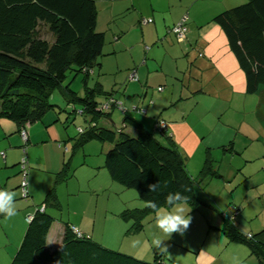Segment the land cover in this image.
<instances>
[{
	"label": "trees",
	"instance_id": "1",
	"mask_svg": "<svg viewBox=\"0 0 264 264\" xmlns=\"http://www.w3.org/2000/svg\"><path fill=\"white\" fill-rule=\"evenodd\" d=\"M211 21L224 32L244 73L246 94L259 95L257 114L264 119V0H246L215 14ZM96 22L95 0H0V118L14 121L20 134L26 124L41 121L53 107L49 97L62 87L67 73L81 72V96L65 87V99L74 105V112L78 109L86 119V125L77 129L73 149H80L90 140L107 143L103 167L113 181L135 190L144 203L155 201L159 208L167 206L166 195L181 192L186 202L195 205L192 178L165 127L160 130L168 142L158 140L127 110L118 130L100 124L101 120L109 121L111 110L118 106L112 100L113 91L104 90L98 82L88 84L90 69L99 64L105 44V35L96 31ZM42 27L47 35H42ZM160 121L156 119L155 123ZM22 142L25 151L27 140ZM23 159L24 163L18 162L22 173L19 187H24L25 197H29L25 182L27 161ZM200 173L202 177L219 175L208 153ZM72 174L65 168L56 173L54 185L28 215L25 232L9 264H174L166 261L162 251H156L148 261L107 247L89 235L76 233L68 223L64 224L60 244L50 248L47 234L54 219L43 205L59 208L55 187ZM157 182L160 189L149 192L147 185ZM147 212L154 213L146 206L124 209L120 216L132 221L127 232H139L141 218ZM222 216L224 225L220 229L226 237L246 243L258 264H264L261 232L243 233L233 220Z\"/></svg>",
	"mask_w": 264,
	"mask_h": 264
},
{
	"label": "crops",
	"instance_id": "2",
	"mask_svg": "<svg viewBox=\"0 0 264 264\" xmlns=\"http://www.w3.org/2000/svg\"><path fill=\"white\" fill-rule=\"evenodd\" d=\"M215 1V4L211 3L210 5L202 7L199 17L192 16L190 18L185 13H188L190 4L193 5L196 0L193 2H191V0H149L148 5L150 6L152 21L144 22V19L150 17H143L138 20V23L144 26L141 31L143 42L145 45H148V47H146V50L148 49L147 55H150L152 58L140 63L139 58L135 60L132 46V48H128L130 57L132 58L131 61L121 63L122 61H119L118 55L117 58L112 56L115 54V50H113L110 52L111 57L109 59L105 58L104 60V58H102L98 65L95 64L92 66L89 75L93 76L95 82H98L104 90L113 83V87H111L110 90L113 91V96L118 102V107L111 110L109 121L112 125L118 123L121 115L123 119V112L127 110L129 115L142 123L158 140L168 142L170 138V142L178 151L182 150L184 153L188 154L191 146L195 147L196 152L197 150L203 151L201 147L202 144L206 142L205 155H207L206 153H209L212 148L222 149L230 154H234V151H236L234 150L236 144L235 142L233 143V140H229V130H231V128L227 127L232 122L228 119L223 120V116L225 114L238 115L241 112L246 113L248 111V113L252 115V119L249 121L251 124L247 125L249 130L245 128V133H248L250 135L249 137H254L253 140L258 141V143L259 141L264 143V119H261L257 114L259 95L246 94L244 73L240 69L234 54L228 46L224 32L216 23L211 21L217 11L233 3H240L242 0ZM155 2H157L159 6H155ZM161 4H163V7ZM186 7L188 10L184 12L183 9ZM139 9L140 15L148 10H142V7H139ZM145 15H148V12L145 13ZM184 18H186L185 24L187 33L186 38L180 41L170 28ZM188 22L190 23L189 25ZM145 25L151 28L149 29L151 33L153 32V38L150 40H147L145 37L144 30L147 28ZM138 41L137 43H139ZM158 41L160 43H157ZM121 43L122 47H118V49L124 48L123 46H125V43L122 42V39ZM154 44L158 46H152ZM199 53H201V55H199ZM106 54L107 53H103L104 56ZM112 60L113 62L115 61V65L111 67L110 62H112ZM130 69H134L136 72L137 78L135 80H130L128 78V71ZM178 81H180V84ZM162 85L163 89L159 90L158 87ZM115 92L116 95L120 93V99L116 98ZM209 113H212L211 120L213 122V127L210 128L204 123L200 125V121H203L205 116ZM217 114L220 115V119L216 118ZM156 119L165 123L164 127L168 132L167 135L169 138L161 132L160 127L163 124L161 121L159 124L155 123ZM43 120V123L48 122L45 117H43ZM105 121L108 122V120ZM245 122L246 118L243 116L240 123L235 126L236 135L242 131ZM42 126L43 125L38 124V121L28 123L24 126L27 134L26 143L29 145L28 151H30V148L34 146L35 143L37 144L40 142L39 138L45 139L46 134L49 136L47 131L43 129L44 126ZM17 129L18 126L14 121L0 118V151H3V155L0 154V169L16 165L13 161L12 164L8 166L6 159L11 158L12 151L19 145L18 136L13 135L18 132ZM126 130L129 132L131 127L126 128ZM48 131L49 133L51 132L50 129H48ZM11 135L13 136L10 137L8 141L2 142L5 137ZM205 137L207 140H203ZM49 139L51 140L50 137ZM235 139L236 136L234 137V140ZM43 141L45 142L46 140ZM86 143L83 144L82 148H86L88 145V143ZM3 144L4 147L2 149ZM103 145H105L106 148L109 146L105 143H103ZM20 147L23 150V142L20 144ZM56 148L60 151L61 145L58 144ZM254 148L258 151L255 157L258 156L261 160L262 158L264 159V151L263 153L262 151L260 152L261 145L257 144ZM76 151L73 152V154L76 153ZM28 165H39L41 167L40 164L32 163L29 157ZM29 168V170L37 169L33 167ZM12 171V175L7 174L4 178L5 181L1 184L2 186L0 185V190L14 191L16 195L14 200L20 198L25 199V204H23V201L16 203L17 226L21 229L27 225L28 215H31L38 206V203L36 204V202H34L35 198L37 199V197L43 195L44 192H47L49 189L47 190L48 186H40L36 187L37 190L35 192L36 188H31V190H28L29 197H25L22 188L19 187L20 182H18V177L14 174L15 169L4 170L3 172ZM258 171L259 173L257 174L255 183L249 186V189L254 188L253 191H243L245 192V199L250 197L248 201L249 207L245 208L244 201L235 198L234 191L236 187L232 185H223V190H220L221 194L229 187L232 189L229 193L230 195L227 194L228 192H225L228 202L224 205H220L219 209L225 208L223 211L229 213H226V215H234L233 223L241 232L251 234L261 232L259 238L264 241V165L260 166ZM1 174L0 183L3 179V173ZM104 174L105 176H109L106 175V172H104ZM250 175L251 174H248V176ZM106 178L112 180L110 176L105 177L107 181ZM222 178L223 182H225L226 176L222 175ZM71 179L67 178L65 181L59 182L55 187L59 208L51 205H43L45 210L50 213L54 219L47 234V244L50 248H54L60 244L64 224L68 223L70 226L77 228L80 232L89 235L91 238L107 247L122 250L138 258L147 259V257H150L149 255L154 254L156 251H162L155 246H152V248L142 247L145 242L148 245L149 243L151 244L153 239H114L113 233H115V228L110 227V224H108L107 227L105 225L108 221V209L106 208L102 216H100L97 204L93 203L91 196L90 198H80L82 194L83 196H88L89 194L86 193L85 186L82 184L83 181L70 183ZM19 193L21 194L20 196ZM194 194L196 198L195 205L191 206L190 203L187 202L189 204L188 207L191 206L192 209H197L202 203L205 204V201L208 202L207 205L211 207L212 201L209 195L204 194L203 200L195 191ZM213 199V201L218 204L217 199ZM42 201L39 204H41ZM185 202L186 201L181 203ZM140 205L141 206H127L126 209L141 208L142 204ZM235 209L238 211V213H235L236 215L232 213ZM247 210H249V212H247ZM57 212L59 213L56 214ZM221 213L223 214L225 212ZM237 215H244V217L239 218L240 216L238 217ZM207 220H209L208 222L211 228L216 229L218 232L221 231V233H217V231L216 233H212L217 234V236L213 239H209L208 242L205 239V241L196 248V253L193 252V264H258L257 258L250 253L246 243L233 241L226 237L224 231L220 229L224 225V220L223 225L218 224L219 219H214L209 216V214ZM125 221L129 220L125 219ZM105 231H107V233ZM126 234L136 235L140 234V231L135 233L127 232ZM134 241H140L141 245L133 247ZM193 247H195V245H193ZM201 250H203V255L199 254ZM224 253H226L225 257ZM167 255L168 254H166V256ZM168 257L171 256H167V259ZM2 258L5 260V257ZM11 258L12 256H10L9 261ZM170 262L174 263L173 260Z\"/></svg>",
	"mask_w": 264,
	"mask_h": 264
},
{
	"label": "rangeland",
	"instance_id": "3",
	"mask_svg": "<svg viewBox=\"0 0 264 264\" xmlns=\"http://www.w3.org/2000/svg\"><path fill=\"white\" fill-rule=\"evenodd\" d=\"M193 1L194 0H191V2ZM245 1L246 0H244L243 2ZM241 2H236L231 5H228V7L220 9L215 14L233 6L240 5L243 3ZM95 3L97 8L96 31L104 33L105 44L103 47V53H107L105 56L102 55L99 58V61L102 58H104V60L105 58L109 59L111 57L110 52H112L113 50H115V54H113L112 56L117 58L118 55L119 61H122L121 63L131 61L132 58L130 57L128 48H132V46L135 60L139 58L140 63H142L145 60L152 58L150 57V55H147L148 49L146 50V47H148V45H145L143 42V35L141 31L144 26L143 24L138 23V20L142 19L143 17H152V15L150 14V6L148 5L149 0H95ZM211 3L215 4L216 1L196 0L193 5H188L189 11L185 14L190 18L192 16L199 17V15H201L200 9L202 7H205L206 5H210ZM161 5L163 7V4ZM155 6H159V4L155 2ZM139 7H142V10L148 9V15H145V13L147 12H144L142 13V15H140ZM187 7L183 9L184 12L188 10ZM189 24L190 23L188 22V25ZM149 29L151 28L147 26V28L144 30L145 37L147 40L153 38V32L151 33ZM41 33L42 35H47V32L45 31L44 27H42ZM48 39H51V37L49 36ZM121 39L127 47L123 46V49H118V47H122ZM137 41L139 43H137ZM157 43L160 42L158 41ZM152 46L155 47L158 45L154 44ZM114 62L113 60L112 62H110L111 67L115 65ZM132 71L135 70L130 69L128 71L129 74ZM82 79L83 73H75L74 71L70 70L67 73L64 82L62 83V87L60 89L54 90L51 93L49 100L50 103H54V105L45 114L46 116H43L45 117V119H47L48 122L43 123V118L41 121H38L39 125L41 124L44 126L42 127L45 131H47L49 136H47L46 134L45 139L39 138L40 142L37 144L35 143V145L30 148V151H28L29 145L28 143H26V149L24 151L20 147V144L22 143L20 134L18 132L13 134L18 136L19 145L12 151L11 158H7L6 162L8 166H10L13 161L16 165L0 169V174L3 173V179L0 185L3 184V182L5 181L4 178L7 176V174H13V171L5 173L3 171L10 170L13 168L15 169V176L18 177V182L22 181V173L19 172V170H21V165L18 164V162L22 160V158L25 156V158H27V174L25 177V182L28 190H31V188L35 189L36 187L40 186H48V190L54 185L53 182L55 181L56 173L60 171L61 168H65L66 172H73V174L68 177L69 179L73 177L70 180V183H75V181H83L82 184H84L83 186H85L86 193L90 194H88V196H83L82 194L80 197L81 199H83L84 197L90 198L91 196L93 199V203L97 204L100 216H102V213L106 208L108 209V221L105 223V225L107 227L108 224H110V227L115 228V233H113L114 239L137 240L159 238L163 241L162 245H167V252L162 251L163 254L165 256L166 254H168L167 256H171L168 257L169 260L166 256V261L169 262L173 260L174 264H193V252L196 253V248L200 246V244H202L205 239L208 242L209 239H213L217 236V234H212L214 232L216 233L217 230L209 226V220H207L208 214L214 219H219V221L217 220L218 224L223 225L224 219L221 212H225L223 214H226L227 212L223 211L225 208L220 207L222 209H219V206L224 205L228 202V200L226 199L225 192H228L227 194L230 195L229 193L232 189L231 187H229L227 190H224L221 194L220 190H223V185H232L236 187L234 191L235 198L237 200L242 199L244 201L245 208L250 206H248V201L250 197L247 196L248 198L245 199V192L243 191H253L254 188L249 189V186H252L251 184L255 183V180L257 179V174L259 173L258 168L264 165L263 158L261 160L260 158H258V156L255 157V154H257L258 151H256L254 148L257 144L261 145L260 152L262 151L263 153L264 143L262 141H259L258 143V141L253 140L254 137H249L250 135L248 133H245V128L249 130L247 125L251 124L249 121H251L252 115H250L247 111L246 113H237L238 115L225 114L223 116V120L228 119L232 122L230 124L231 126L228 125L227 127L231 128V130H229V140H233V143L235 142L236 147H234V150L236 151H234V154H230L227 151H223L222 149H210V152L208 154L209 157L212 159L213 170L217 171L220 176H200V171L202 169L206 157V142L202 144L201 148L203 149V151L197 150L196 152L194 146H191L189 148L188 154L184 153L182 150L179 151L184 158L185 168L192 178V185L194 191L203 200L204 194L209 195L212 201L211 207H209L207 205L208 202L205 201V204L202 203L197 209H192L191 206L188 207L189 204L187 202H185L187 204L181 203L182 206L185 208L186 212L191 209L188 215L192 217L191 224L183 236L177 233H173L170 237H168L167 235L163 234L158 228H156L154 220L155 212L145 213L141 218L142 229L140 230V234L130 235L126 233L127 229L131 226L132 221H125V219L121 217L120 214L124 209H126L127 206H141L140 204H142V207H144L145 203L138 198L135 190L125 188L121 184L109 180V178H106L107 181L105 180V177L109 176H105L104 172H106V175L109 174H107V170L103 167V159L104 153L108 147L106 148L105 145H103V143L100 141L90 140L87 142L88 145L86 146V148L81 147V149H77V151L73 149V144L77 139V129L79 126L84 127L86 125V119L82 114L79 113L78 109H76L77 111L74 112V105L71 104V102L69 101L67 102L68 99H65V96L67 95L65 87L68 86L69 89L74 91L77 95L81 96L83 94ZM94 83L95 78L93 76H90L88 80L89 86L93 85ZM178 83L180 84V81H178ZM111 87H113V83H111V85L106 88V90L109 91ZM160 87V90H162L163 85ZM116 98L120 99V93L116 95ZM211 115L212 113L206 115L203 121H200V125L204 123L208 128L213 127ZM219 116L220 115L217 114L216 118L220 119ZM243 116L246 118V122L245 124H243L242 131L240 133H237L236 135L235 126L240 123ZM108 122L102 120L100 124L105 126L109 124L107 125L108 128L118 130L122 126V115L116 125H112L111 122ZM48 129H50V133ZM13 135L5 137L2 142L4 143L8 141L9 138ZM235 136L236 139L234 140ZM49 137L51 138V140L49 139ZM43 140L46 141L44 142ZM203 140H207V138L205 137L203 138ZM58 144L61 145L60 151L56 148ZM3 147L4 144L2 145V149ZM75 151L76 153L73 154V152ZM0 154L3 155V151H0ZM28 157L29 159H31L32 163L40 164L41 167L39 165H28ZM29 167L37 169L29 170ZM248 174L251 175L248 176ZM222 175L226 176L225 182H223ZM0 176H2V174ZM36 190L37 188L35 189V192ZM11 192L14 193V191ZM45 193L46 191L43 195L37 197V199L35 198L34 202H36V204H39L42 201ZM20 195L21 194L19 193V196ZM213 198L217 199L219 205L215 201H213ZM19 201H23V204H25V199H17L15 200V208L17 206L16 203ZM159 210L171 211L168 206H162L159 208ZM249 210H247V212H249ZM58 213L59 212H57L56 214ZM232 213L235 214L238 213V211L235 209ZM237 216H240L239 218L244 217V215ZM25 228L26 226L21 229L17 226L16 215L10 219H6L3 214H0V264H9V258L10 256H13V252H15V249H17V247L19 246L21 238L25 232ZM105 232L107 233V231ZM217 233H221V231H217ZM192 244L195 245V247H193ZM149 245L151 244L149 243ZM152 255H149L150 257H147V259L145 260H151ZM225 256L226 253H224V257ZM2 257H5V260Z\"/></svg>",
	"mask_w": 264,
	"mask_h": 264
},
{
	"label": "clouds",
	"instance_id": "4",
	"mask_svg": "<svg viewBox=\"0 0 264 264\" xmlns=\"http://www.w3.org/2000/svg\"><path fill=\"white\" fill-rule=\"evenodd\" d=\"M147 187L149 192H157L160 189V184L158 182L148 184ZM14 198L15 193L0 190V214H3L6 219H10L17 214ZM186 200L187 197L181 192H169L165 197V204L171 209V211L159 210L155 201H145V206L151 208L155 212V227L163 234L168 237H170L173 233L183 236L192 221V217L188 215L191 209L186 212L185 208L181 204V202ZM137 245H141V242L134 241L133 247H136ZM152 246L167 252V245H162V240L159 238H154L151 245H148L146 242L142 245V247ZM199 254L203 255V250H201Z\"/></svg>",
	"mask_w": 264,
	"mask_h": 264
},
{
	"label": "built area",
	"instance_id": "5",
	"mask_svg": "<svg viewBox=\"0 0 264 264\" xmlns=\"http://www.w3.org/2000/svg\"><path fill=\"white\" fill-rule=\"evenodd\" d=\"M144 22H151L152 19L151 18H148V19H144L143 20ZM186 18L182 19L181 21L177 22L176 24H174L170 30L175 34V36L177 37L178 40H184L186 38V33H187V28H186ZM128 78L130 80H135L137 77H136V72L135 71H132L129 75H128ZM159 90L161 89V87L158 88ZM112 100H114L116 102V104H118L117 100L113 97ZM111 100V101H112ZM106 106H108L107 104H105V108ZM161 123L163 125H161L160 128L164 127L165 123L163 121H161ZM20 136L22 138L23 141H26L27 140V134H26V130L23 128L21 131H20ZM21 163H24V159L22 158L21 160ZM22 191L25 193V189L24 187H22ZM25 195V194H24ZM224 216L227 218L228 215L224 214ZM228 218L230 220H233L234 219V215H230L228 216ZM72 229L76 232V233H80V231L75 228V227H72Z\"/></svg>",
	"mask_w": 264,
	"mask_h": 264
}]
</instances>
